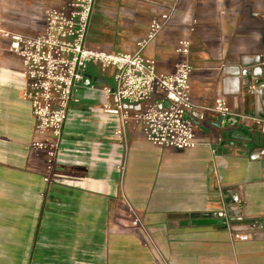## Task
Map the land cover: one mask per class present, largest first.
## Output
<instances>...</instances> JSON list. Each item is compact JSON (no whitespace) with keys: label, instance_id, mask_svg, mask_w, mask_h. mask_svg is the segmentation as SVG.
Returning a JSON list of instances; mask_svg holds the SVG:
<instances>
[{"label":"crops","instance_id":"crops-1","mask_svg":"<svg viewBox=\"0 0 264 264\" xmlns=\"http://www.w3.org/2000/svg\"><path fill=\"white\" fill-rule=\"evenodd\" d=\"M70 1L1 0L0 30L38 34L45 12ZM172 10L143 56L172 74L178 42L191 41L192 150L154 146L133 123L117 137L101 91L114 71L90 65L50 168L31 147L21 61L0 41V264H264V159H251L264 149V91L252 88L254 72L264 84V65L233 74L264 56V0H96L87 45L135 52ZM219 99L228 117L215 111ZM225 212L227 222L216 216Z\"/></svg>","mask_w":264,"mask_h":264},{"label":"built area","instance_id":"built-area-1","mask_svg":"<svg viewBox=\"0 0 264 264\" xmlns=\"http://www.w3.org/2000/svg\"><path fill=\"white\" fill-rule=\"evenodd\" d=\"M95 5L96 0H72L66 7L50 8L45 12L42 32L35 35L0 30V41L22 64V99L29 104L35 123L31 147L46 153L51 168L70 103L88 67L95 65L103 75L114 71L112 85L101 91L107 100L104 111L118 117L114 133L117 137L122 138L126 127L133 123L154 146L179 151L197 148L196 107L191 96V41L184 38L178 42L176 52L183 60L172 74L158 73L156 62L143 56V51L170 22L174 10L151 22L147 36L138 42L135 52L107 53L87 45ZM254 65L263 66L264 56L247 60L245 69H237L233 74L246 78ZM257 70L260 74L261 69ZM257 77L254 72L252 79L256 82L252 88L263 93L264 84H259ZM157 93L162 96L160 101H155ZM215 111L223 118L231 115L223 99L216 101ZM256 124L264 135V120L257 119ZM251 159H264V149ZM216 216L228 220L226 212ZM258 225L254 223L252 229Z\"/></svg>","mask_w":264,"mask_h":264},{"label":"rangeland","instance_id":"rangeland-1","mask_svg":"<svg viewBox=\"0 0 264 264\" xmlns=\"http://www.w3.org/2000/svg\"><path fill=\"white\" fill-rule=\"evenodd\" d=\"M119 50H120V48L118 47V44H116L115 51H119ZM88 71H90V68H89ZM106 84H107V85H112V80L110 81L109 79H107V80H106Z\"/></svg>","mask_w":264,"mask_h":264},{"label":"water","instance_id":"water-1","mask_svg":"<svg viewBox=\"0 0 264 264\" xmlns=\"http://www.w3.org/2000/svg\"><path fill=\"white\" fill-rule=\"evenodd\" d=\"M0 2H1V0H0ZM94 81L98 82V83H103L104 82V80L101 79V78H96V79H94Z\"/></svg>","mask_w":264,"mask_h":264}]
</instances>
